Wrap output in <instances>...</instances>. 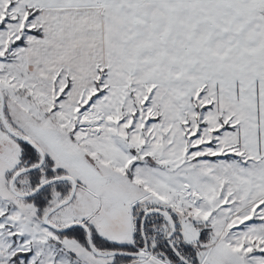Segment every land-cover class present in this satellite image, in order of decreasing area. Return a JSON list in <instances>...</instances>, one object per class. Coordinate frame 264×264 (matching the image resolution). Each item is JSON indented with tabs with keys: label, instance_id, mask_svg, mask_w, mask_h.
Returning <instances> with one entry per match:
<instances>
[{
	"label": "snow or ice",
	"instance_id": "6c2138e0",
	"mask_svg": "<svg viewBox=\"0 0 264 264\" xmlns=\"http://www.w3.org/2000/svg\"><path fill=\"white\" fill-rule=\"evenodd\" d=\"M0 264H264V0H0Z\"/></svg>",
	"mask_w": 264,
	"mask_h": 264
}]
</instances>
